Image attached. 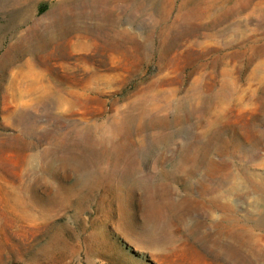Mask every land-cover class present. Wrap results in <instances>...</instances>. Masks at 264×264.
I'll return each instance as SVG.
<instances>
[{
  "label": "rangeland",
  "instance_id": "1",
  "mask_svg": "<svg viewBox=\"0 0 264 264\" xmlns=\"http://www.w3.org/2000/svg\"><path fill=\"white\" fill-rule=\"evenodd\" d=\"M0 264H264V0H0Z\"/></svg>",
  "mask_w": 264,
  "mask_h": 264
}]
</instances>
